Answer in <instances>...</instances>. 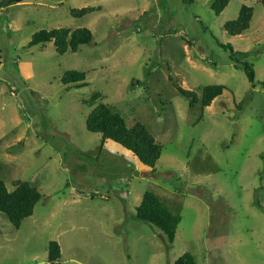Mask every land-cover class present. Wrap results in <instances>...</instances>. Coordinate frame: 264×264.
Listing matches in <instances>:
<instances>
[{
  "label": "rangeland",
  "instance_id": "374dc122",
  "mask_svg": "<svg viewBox=\"0 0 264 264\" xmlns=\"http://www.w3.org/2000/svg\"><path fill=\"white\" fill-rule=\"evenodd\" d=\"M0 0V177L43 194L17 227L0 211V264H264V5L230 0ZM244 5L251 27L226 30ZM101 6L84 17L72 9ZM92 42L29 47L41 30ZM238 58L256 72L253 87ZM70 70L84 82L65 84ZM228 89L203 108L205 87ZM195 91L196 104L178 89ZM96 93L100 94L93 97ZM101 102L163 145L155 171L87 128ZM152 191L181 216L174 242L136 217ZM62 258L50 262L49 243Z\"/></svg>",
  "mask_w": 264,
  "mask_h": 264
},
{
  "label": "trees",
  "instance_id": "16d2710c",
  "mask_svg": "<svg viewBox=\"0 0 264 264\" xmlns=\"http://www.w3.org/2000/svg\"><path fill=\"white\" fill-rule=\"evenodd\" d=\"M264 5V0H260ZM13 4L15 0L6 1ZM230 0H216L217 13L220 14L228 6ZM101 10V6H88L81 9H72L74 17H84L88 14ZM254 16L253 7L244 5L237 19L228 22L226 30L231 35H241L251 27ZM94 33L88 27L71 29L67 27L41 30L33 35L28 46L45 45L54 42L57 50L65 54L68 50L77 52L79 48L92 42ZM231 51V59L236 66H243L253 87L256 86V72L249 62H242L237 57L240 52L231 45H222ZM87 73L79 70H70L64 76V83L84 82ZM179 91L187 98L191 99L194 105L199 101L198 94L192 90L178 87ZM228 88L223 84H213L205 87L202 93V107L211 106L213 101ZM96 93L93 97H97ZM87 128L92 133H99L104 142L112 141L130 150L144 165L155 171L160 161L163 145L156 140L154 135L142 123H136L129 127L126 118L116 109L104 102L99 103L90 113ZM43 194L40 190L32 186L29 182L18 181L16 188L10 191L3 178L0 177V211L5 213L11 222L19 227L23 221L30 218L35 211L36 205L41 201ZM264 209V206L259 205ZM136 217L140 220L152 223L159 227L169 240L174 242L177 229L181 223V216L174 213L169 205L156 193L147 191L139 207H137ZM62 258V248L58 241L49 243V261L57 262ZM175 264H197L196 258L190 252H186L179 257Z\"/></svg>",
  "mask_w": 264,
  "mask_h": 264
},
{
  "label": "crops",
  "instance_id": "0c3cea01",
  "mask_svg": "<svg viewBox=\"0 0 264 264\" xmlns=\"http://www.w3.org/2000/svg\"><path fill=\"white\" fill-rule=\"evenodd\" d=\"M48 258H49V255H48Z\"/></svg>",
  "mask_w": 264,
  "mask_h": 264
}]
</instances>
